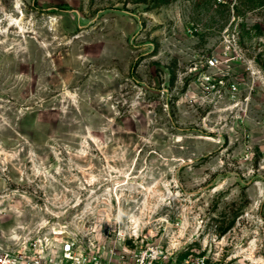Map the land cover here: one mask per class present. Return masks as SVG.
Listing matches in <instances>:
<instances>
[{"label":"rangeland","instance_id":"obj_1","mask_svg":"<svg viewBox=\"0 0 264 264\" xmlns=\"http://www.w3.org/2000/svg\"><path fill=\"white\" fill-rule=\"evenodd\" d=\"M165 1L0 0V245L264 264V0Z\"/></svg>","mask_w":264,"mask_h":264},{"label":"built area","instance_id":"obj_2","mask_svg":"<svg viewBox=\"0 0 264 264\" xmlns=\"http://www.w3.org/2000/svg\"><path fill=\"white\" fill-rule=\"evenodd\" d=\"M214 62L210 60L209 65ZM136 228L119 229L115 238L100 233L88 248L78 239L56 235L52 230L50 236L28 239L14 249L0 245V264H223L208 253L190 254L176 261L174 252L145 242L146 237L138 236ZM104 240L113 243L101 244Z\"/></svg>","mask_w":264,"mask_h":264},{"label":"bare ground","instance_id":"obj_3","mask_svg":"<svg viewBox=\"0 0 264 264\" xmlns=\"http://www.w3.org/2000/svg\"><path fill=\"white\" fill-rule=\"evenodd\" d=\"M149 200V199H148ZM148 202V201H147ZM133 224H137L138 223V221L136 220V219H133ZM58 235V234H57ZM260 261V260H259ZM258 262V261H257ZM261 262V261H260Z\"/></svg>","mask_w":264,"mask_h":264},{"label":"trees","instance_id":"obj_4","mask_svg":"<svg viewBox=\"0 0 264 264\" xmlns=\"http://www.w3.org/2000/svg\"><path fill=\"white\" fill-rule=\"evenodd\" d=\"M172 1L174 0H166L165 3L168 4V3H171Z\"/></svg>","mask_w":264,"mask_h":264},{"label":"clouds","instance_id":"obj_5","mask_svg":"<svg viewBox=\"0 0 264 264\" xmlns=\"http://www.w3.org/2000/svg\"><path fill=\"white\" fill-rule=\"evenodd\" d=\"M121 215H123V213H121ZM117 219L119 220V217H117Z\"/></svg>","mask_w":264,"mask_h":264}]
</instances>
